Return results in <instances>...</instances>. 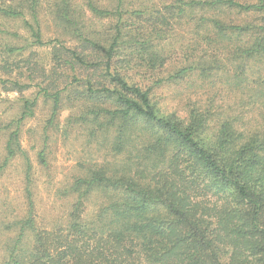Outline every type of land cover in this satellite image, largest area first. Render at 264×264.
<instances>
[{
  "label": "trees",
  "instance_id": "16d2710c",
  "mask_svg": "<svg viewBox=\"0 0 264 264\" xmlns=\"http://www.w3.org/2000/svg\"><path fill=\"white\" fill-rule=\"evenodd\" d=\"M114 1V8L86 1L95 16L116 18L110 41L77 25L71 0H52L49 10L80 48L54 44L52 58L92 70L78 81L82 90L67 94L91 101L84 119L117 161L95 162L59 189L72 198L63 222L35 225L32 165L19 133L37 97L21 96L18 115L0 121V173L23 156L26 204L22 215L0 221V264H264V0ZM40 5L0 0V19L20 21L26 32L7 31L17 42L5 43L0 76L21 75V61L9 56L58 43L43 37ZM192 21L204 36L228 44L233 68L212 83L193 81L184 100L153 97L165 79L207 72L194 62L160 77L164 60L152 40ZM0 84L19 93L29 85L17 76L0 77ZM64 91L38 90L52 100L48 124ZM37 159L46 164L43 150Z\"/></svg>",
  "mask_w": 264,
  "mask_h": 264
},
{
  "label": "rangeland",
  "instance_id": "374dc122",
  "mask_svg": "<svg viewBox=\"0 0 264 264\" xmlns=\"http://www.w3.org/2000/svg\"><path fill=\"white\" fill-rule=\"evenodd\" d=\"M51 1L40 0V24L44 39H56L58 43L32 45L19 55L13 57L8 55L9 61H21L19 63L21 75H16L13 72L10 76H0L3 79L17 76L18 80L29 84L21 93L6 90L0 84V121L3 123L18 115L21 110V96L37 97L33 114L22 121L19 143L32 165L30 188L34 202L35 225L45 228L64 220L65 212L72 198L62 197L58 192L62 186L71 181L74 176L82 174L87 167L95 162L109 161L112 164L117 161L105 149L106 146L102 145L104 139L101 134L95 132L92 124L88 123V119H84L85 114L91 108V101L89 102L85 96H80V99L73 101L71 100L72 96L67 94L73 89L82 90L83 86L78 85V81L81 82L92 70L90 68L85 70L78 66L73 69L69 63H63V61L57 63L52 58L54 44L77 50L80 48H77V40L75 35L70 32V27L58 19L57 21L50 13ZM86 1L71 0L70 8L78 21L77 25L80 28L93 31L100 39H109L110 41L116 35L110 29L116 18L95 16L89 11ZM161 1L163 0H152L154 3L151 4ZM97 2L103 7H115L114 0H97ZM142 3L148 5V0H143ZM127 5L131 6L132 4ZM195 12H198L197 17L201 14L199 9ZM14 29L22 35L26 33L20 21L0 19V61L7 56L4 52L5 43L17 42L7 33L8 30L13 32ZM152 43L154 51H157L164 60L160 77L167 78L169 74H173L180 67L194 62L198 63L196 65L199 68L207 69V72L194 74V80L165 79L157 86L153 84L152 95L156 98L172 101H177L180 98L184 100L185 97H189V87L193 85V81L194 84L210 81L212 83V80L220 78L223 70L233 68L228 44L224 42V45L217 44L215 36H204L203 32L195 27L194 21L173 25L172 30L163 39H153ZM65 58L66 56L62 54V59ZM209 74H214V76L206 78ZM200 78L205 79L199 82ZM53 80L54 84H52ZM48 86L58 89L65 88L51 124H48L47 120L51 114L52 100L44 98L38 92L40 88ZM107 105L111 106V103L108 102ZM92 131L95 132L93 136L90 134ZM4 141L5 137H1L0 162L4 156ZM40 150L44 151L45 165L37 159V153ZM24 166V158L19 154L13 157L0 173V221L8 220L15 214L19 216L24 213L26 204ZM94 207V202L88 204V210H93ZM2 232V227H0V237H3Z\"/></svg>",
  "mask_w": 264,
  "mask_h": 264
}]
</instances>
